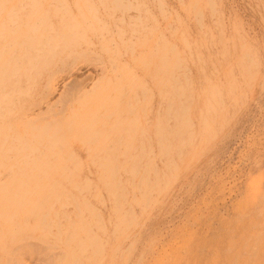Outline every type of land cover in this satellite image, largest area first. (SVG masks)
Returning a JSON list of instances; mask_svg holds the SVG:
<instances>
[{
  "label": "rangeland",
  "instance_id": "obj_1",
  "mask_svg": "<svg viewBox=\"0 0 264 264\" xmlns=\"http://www.w3.org/2000/svg\"><path fill=\"white\" fill-rule=\"evenodd\" d=\"M0 264H264V0H0Z\"/></svg>",
  "mask_w": 264,
  "mask_h": 264
}]
</instances>
